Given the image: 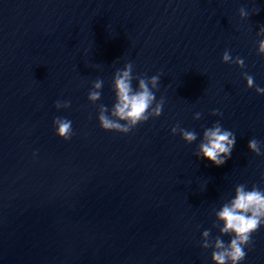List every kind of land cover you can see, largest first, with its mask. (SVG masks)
Returning a JSON list of instances; mask_svg holds the SVG:
<instances>
[{"label": "water", "instance_id": "water-1", "mask_svg": "<svg viewBox=\"0 0 264 264\" xmlns=\"http://www.w3.org/2000/svg\"><path fill=\"white\" fill-rule=\"evenodd\" d=\"M261 40L264 0H0V264H214L215 239H231L216 213L237 185L264 191V93L243 78L264 88ZM129 63L134 90L159 75L162 112L106 132L100 109L118 120L114 77ZM217 121L236 137L219 167L195 155ZM244 251L240 264H264V225Z\"/></svg>", "mask_w": 264, "mask_h": 264}, {"label": "clouds", "instance_id": "clouds-1", "mask_svg": "<svg viewBox=\"0 0 264 264\" xmlns=\"http://www.w3.org/2000/svg\"><path fill=\"white\" fill-rule=\"evenodd\" d=\"M241 17H247L248 12L245 8L239 10ZM259 55L264 57V40L260 41ZM223 63H235L243 68L244 60L237 57L233 58L230 52L226 50L222 55ZM243 78L246 80L247 88H255L257 94L264 93V88L255 85L253 76L244 73ZM132 64H126L123 71H118L114 77V91L117 103L114 105L112 116L118 120L110 119L105 112L107 108L101 106L98 122L101 129L106 132H117L121 134L130 133L137 125L149 120L151 117H159L163 108V98L152 105L156 101L153 89H158L160 77L154 75L150 78L146 76L139 77V90L132 87ZM102 80H97L94 84L96 89L101 88ZM100 92L91 91L88 98L96 101L100 98ZM57 109L70 107V102L56 101ZM213 115H222L218 110H213ZM200 113H196L194 119L200 118ZM119 121H127L122 124ZM56 125V135L65 141L73 136L72 121L67 118L56 117L53 120ZM173 134L179 131L184 141L191 144L197 139L194 131L181 128L179 125L171 129ZM236 143L235 135L226 129H223L219 121L212 127L207 128L203 132V140L199 144V151L195 155L200 158L207 159L213 165L222 166L230 157ZM248 149L256 155L261 154V143L253 138L248 142ZM217 218L223 221V227L220 229L222 235L231 237L229 243H225L220 237L215 239V250L211 253V260L214 264H240L246 256L245 246L251 243V235L264 225V191L255 185L251 190H246L244 184L237 185L235 188V196L226 203L218 213ZM205 237L209 236V231H204ZM204 248H209L210 244L206 241Z\"/></svg>", "mask_w": 264, "mask_h": 264}]
</instances>
